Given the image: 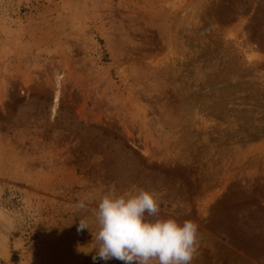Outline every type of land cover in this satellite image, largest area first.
Instances as JSON below:
<instances>
[{
  "label": "rangeland",
  "instance_id": "obj_1",
  "mask_svg": "<svg viewBox=\"0 0 264 264\" xmlns=\"http://www.w3.org/2000/svg\"><path fill=\"white\" fill-rule=\"evenodd\" d=\"M111 185L264 264V0H0V264H123L77 231Z\"/></svg>",
  "mask_w": 264,
  "mask_h": 264
},
{
  "label": "clouds",
  "instance_id": "obj_2",
  "mask_svg": "<svg viewBox=\"0 0 264 264\" xmlns=\"http://www.w3.org/2000/svg\"><path fill=\"white\" fill-rule=\"evenodd\" d=\"M86 208L84 200L74 206ZM158 194L143 188L118 193L111 185L102 194L95 210L97 231L87 219H80L77 231L88 229L93 235L92 260L117 259L123 264H192L199 245V224L182 223L173 218L147 217L159 212Z\"/></svg>",
  "mask_w": 264,
  "mask_h": 264
},
{
  "label": "bare ground",
  "instance_id": "obj_3",
  "mask_svg": "<svg viewBox=\"0 0 264 264\" xmlns=\"http://www.w3.org/2000/svg\"><path fill=\"white\" fill-rule=\"evenodd\" d=\"M245 55H246V53H245ZM251 56H252V55H251ZM251 56H250V55H246V59L250 61V59H252Z\"/></svg>",
  "mask_w": 264,
  "mask_h": 264
}]
</instances>
